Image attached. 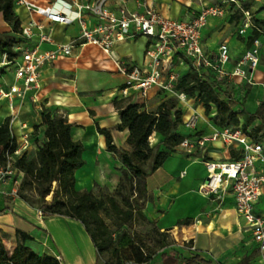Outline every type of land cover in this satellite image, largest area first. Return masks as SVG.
<instances>
[{"label": "crops", "instance_id": "obj_1", "mask_svg": "<svg viewBox=\"0 0 264 264\" xmlns=\"http://www.w3.org/2000/svg\"><path fill=\"white\" fill-rule=\"evenodd\" d=\"M26 1L37 7L52 6L57 10L61 9V4L55 0ZM149 1L165 17L190 20L203 7L220 0ZM17 2L18 0H15L14 12L20 20V26L26 25L31 18L41 22L44 25L41 31L49 33L52 39V43L43 42L50 46L49 49L78 36L79 26L76 22L68 25L49 23L43 16L32 13L24 4ZM127 6L135 9L132 0ZM250 8L257 18L264 19V0H254ZM235 9L234 5H229L223 16L208 18L201 33V44L205 52L213 54L220 43L227 44L229 50L227 69H231L243 52L251 46L249 38L251 28H248L241 36L230 32V22ZM71 25L78 26L77 34L68 33ZM34 32L35 35L31 39L26 41L23 38L24 42L17 44L16 47L22 45L35 47L39 44V49H41L42 43L38 42L37 31ZM1 33L14 35L0 12ZM203 34L207 37L205 43H202ZM135 39L137 41H134ZM132 40L133 43H130ZM138 41H141L139 51L136 52L129 48L130 46L135 47ZM146 44L145 37L144 39H138V37L128 39L116 43L113 53L129 66L140 68L143 66ZM92 68L111 72L120 81L112 86L106 85V87L99 82H90L86 71ZM9 69L10 67H7V71ZM255 70L251 72L253 80L251 85L246 84L240 78L228 81L235 107H238L236 105L239 98L237 97L238 92L245 85L253 87L260 83L264 85V73ZM91 80L94 78L92 77ZM123 82L124 78L117 72L113 59L97 46L87 44L75 49L71 55L59 56L43 67L41 88L36 94L35 101H32L31 91L26 94L24 101L16 97L12 99L13 111L9 108L8 100L0 101V125L13 112L15 116L12 129L15 136L19 138L22 132L19 127L21 121H26L28 130L31 131L34 125L41 122L40 109L42 107L57 109L70 123L72 139L83 145L84 164L74 172L75 189L91 193L98 189L104 193H111L119 182L120 172L117 169L122 165L118 157L108 151L105 136L98 132L97 126L109 131L112 144L117 148L128 149L126 139L129 130L118 128L120 117L114 103L115 98L130 103H141L146 110L155 109L161 101L157 88L151 89L145 99L138 96L123 98L119 92ZM13 83L15 80L11 70L7 73V82L3 79L0 87L6 89ZM256 105L255 110H251L245 103H242V107L251 113L258 109L259 101ZM188 108H184V114ZM199 114L201 118L196 128L184 134L195 131L207 134L212 130L214 125L205 117L203 109ZM152 138L156 139L155 135H152ZM238 149V146L226 147L220 142H213L207 143L203 150L196 149L191 153H186L177 146L163 164L147 176L145 179L147 201L139 210V214L150 225L153 241L161 239L164 243L161 252H158L147 264H183L182 259L191 255H199L211 264H262L251 231L246 228L243 219L234 209L232 195L227 194L222 204H219L210 195L198 191L200 184L206 178V170L202 161L208 159L225 161L237 158ZM256 168L264 171L263 164L256 163ZM14 178L20 181L22 175H15ZM12 187L11 180L5 188L10 190ZM38 210V207L30 205L18 196L0 194V237L7 247L13 249L20 242L38 255H49L56 258L60 264H103L80 221L60 215L40 216ZM254 211L264 217V191L255 203ZM182 228L185 230L182 231ZM175 232H184L186 236L179 241ZM19 233L26 235L27 238L21 240L17 236ZM162 252L164 256H161Z\"/></svg>", "mask_w": 264, "mask_h": 264}, {"label": "built area", "instance_id": "obj_2", "mask_svg": "<svg viewBox=\"0 0 264 264\" xmlns=\"http://www.w3.org/2000/svg\"><path fill=\"white\" fill-rule=\"evenodd\" d=\"M130 0H55L61 4V9L54 7H37L26 0H18L32 13L43 16L49 23L71 24L79 26L78 36L68 42L56 44L55 48L39 49L22 45L16 47L19 52L17 58L8 61L3 54L0 66L11 67L15 83L4 89L0 87V101L8 100L9 108L13 111L12 99L25 100L26 94L32 92V101L41 88V71L44 66L52 63L59 56H69L72 52L87 44L95 45L106 55L111 57L116 65L117 72L124 78L119 90L121 97L138 96L145 99L148 92L157 88L178 102H187L189 98L183 91L175 89V84L189 68L198 73L211 71L218 80L231 81L240 78L246 84H253L251 72L260 62L263 47L264 32L255 28L259 36L254 37L251 46L246 49L240 59L231 69H227L229 50L225 42L218 45L213 54L205 52L201 44V33L208 18L221 17L229 5L239 8L244 17L238 33L243 35L246 29L253 26L251 16L240 6L239 0H220L219 2L203 7L190 20H179L163 16L149 0H132L135 9L128 8ZM44 25L30 19L21 27L20 35L26 41L31 39L37 31L39 43H52L49 33L41 30ZM145 37L147 44L143 54V66H129L113 53L116 43L136 37ZM185 67L186 70L182 68ZM236 101V107L240 104ZM186 107H189L186 104ZM42 110V108L40 109ZM15 115L9 116V128L15 140V147L3 151L0 161V194L17 196L20 181L15 175L23 173L14 167L15 159L25 151L34 148L28 124L21 121V134L17 138L12 129ZM201 115L193 111L190 117L183 121L185 128L194 130ZM220 142L226 147L238 146L239 156L230 160L213 161L203 160L206 178L200 184L198 191L210 195L219 204L225 196L231 194L234 200V209L243 219L246 228L251 231L252 239L256 243L259 260L264 264V217L255 213L254 205L264 191V171L256 168V163L264 165L262 142L248 136L240 128H216L207 134L184 138L178 145L186 153L196 149H204L207 143ZM14 178V179H13ZM12 180L13 187L7 190L5 186ZM38 214L45 216L39 209Z\"/></svg>", "mask_w": 264, "mask_h": 264}, {"label": "trees", "instance_id": "obj_3", "mask_svg": "<svg viewBox=\"0 0 264 264\" xmlns=\"http://www.w3.org/2000/svg\"><path fill=\"white\" fill-rule=\"evenodd\" d=\"M14 6L15 0H0V12L4 21L11 27V31L19 36L17 40L10 35L5 39L7 33L0 34V50L2 55L6 54L10 62L19 55L16 45L24 42L20 37V20L14 12ZM255 22L262 23L258 20ZM257 36L259 32L253 30L250 42ZM5 67L7 68L8 65ZM6 68L0 66V77ZM175 89L183 91L197 104H202L205 117L214 127L240 128L257 141L262 142L264 139L261 133L264 119L260 114V108H264V100L259 103L254 113L247 112L243 107L237 109L233 105L228 81L218 80L211 71L198 73L191 68L180 75ZM159 93L162 94L161 101L153 110H146L141 103H130L115 98L114 103L120 117L118 128L129 130L126 139L128 149L117 148L112 144L109 131L97 126L98 132L105 136L108 151L117 156L121 162V168L117 169L120 172V179L112 193L121 197L125 209L119 207L113 195L101 194L100 198H97L91 192L75 189L74 172L84 164L83 145L72 139L70 123L57 109L48 107H42L41 122L34 125L31 130L30 138L34 148L23 152L14 161V167L23 173L17 188V196L33 205L24 192L27 185H34L40 197V204L36 207L45 216L60 215L80 221L90 236L98 256L107 251L111 239L107 226L99 214L100 211L106 210L105 203L113 211L116 226L132 227L136 221L134 211L142 209L144 204L131 202L124 195V191L128 188L131 195L136 191L141 194L146 193L147 176L163 164L184 138L203 134L196 131L190 134L180 132L184 109L174 96L161 90ZM256 119L259 123L252 127ZM152 135L156 137L154 144L149 140ZM14 147L15 140L7 117L0 125V161L3 151L7 149L12 151ZM52 183L56 186L51 200L47 202L45 198L51 192ZM183 230L185 228H182ZM175 234L179 241L186 236L184 232H175ZM17 236L21 240L27 238L20 233ZM128 246L131 254L130 262L147 264L158 252H161L164 243L161 239H156L154 242L149 235L135 233ZM161 256H164L163 252ZM182 260L183 264H211L199 255L184 257ZM0 264H60V262L49 255H38L20 242L8 254L0 237ZM116 264L123 262L118 259Z\"/></svg>", "mask_w": 264, "mask_h": 264}, {"label": "rangeland", "instance_id": "obj_4", "mask_svg": "<svg viewBox=\"0 0 264 264\" xmlns=\"http://www.w3.org/2000/svg\"><path fill=\"white\" fill-rule=\"evenodd\" d=\"M253 1L254 0H239L240 6L242 7V9L244 11L248 12L251 16V21L253 23V26L248 27V28L252 29L249 31L250 36L253 34V30H256L255 28H258L259 30L264 32V19L257 18L255 13L250 8ZM243 17H244V14L242 13V11L239 8H236L234 10V13H233L232 21L230 22L231 26L229 27L230 32L232 34L237 33L238 36H241L238 33V30L241 27ZM256 20H258L259 22H262V23L259 24V23L255 22ZM77 32H78V26L77 25H71L68 28V33L70 35H75V34H77ZM203 33H204V31H203ZM1 34H3V33H1ZM10 37H12L16 40L19 39V36L17 35V33L14 34L13 36H10ZM5 39H7V34L5 36ZM138 39H144V37L139 36ZM134 41H137V39H135ZM206 41H207V37L203 34L202 43H205ZM130 43H133V40ZM40 48L41 49H49L50 46H48L45 43H42L40 45ZM129 48L133 49L136 52L139 51L141 49V41H138V43L136 44L135 47L130 46ZM2 61H3L2 60V51L0 50V62H2ZM261 63L259 62L255 71L259 72V73H264V50H263V53L261 56ZM4 68H6V67L4 66ZM11 69L12 68L10 67L9 71H7V68H6V71H4V73L0 77V83L3 82V79L7 82V73L10 72ZM182 69L186 70L185 67H183ZM86 73L88 76V80L90 82H95V83L99 82L102 85H104L105 87H106V85H109V86L115 85L116 83H118L120 81L119 78L117 76L112 75L111 72L98 71L95 68L87 70ZM92 77L94 78V80H91ZM263 84H264V81H263ZM238 93H239V96H237V97H239L238 102L241 103L239 107H242V103H245L251 110H255V108L257 106L256 105L257 101H259V103H260L261 101L264 100V85H262L261 83L258 84V86H254V87L245 85V87H243L242 90H240ZM158 95L160 96V99H161L162 94L159 93ZM186 104L189 106V108H188V110L185 111L184 121L190 117V115L193 113V111H196L198 113L202 112V109H203L202 104H197L195 102V100L189 99L187 102H180V105L182 106L183 109L186 107ZM260 114L264 119V108H260ZM258 123L259 122L256 119L254 121L252 127L257 126ZM180 132L189 133V132H191V130L181 126ZM261 133L264 136V128L261 130ZM149 140L153 144L156 142V139L152 138V136L150 137ZM262 144L264 146V139L262 140ZM55 186H56V184L52 183L51 192L45 198V200L47 202H49L51 200L52 192L55 189ZM24 193L27 195L29 201L32 202L34 206H37L38 204H40V197H39V195L37 193V189L35 188L34 185H27ZM92 194L94 196H96L97 198H100L101 194L113 195V197L116 199L119 207L125 209V206L123 205L121 197L119 195H115L112 192L111 193H104L98 189L93 191ZM124 195L126 197H128V199L131 202L135 201L138 204H141V203L144 204L147 201L146 193L141 194V193L136 191V193L131 195L128 188L124 191ZM105 205H106L105 206L106 210L100 211L99 214H100L103 222L107 226L109 236L111 239V244H110L108 250L105 252H102L98 257L101 260V262H103V263L109 262L112 264H116L117 260L120 259L121 262H123V264H133L132 262L129 261L131 254H130V248L128 246V242H130L131 238L134 237L135 233H140L142 235H149L151 237L152 236V229L150 228V225L145 220H143L141 218V216L139 214V210L134 211L136 214V221L132 227H129V226L118 227V226H116L115 220L113 217V211L111 210L109 205H107L106 203H105ZM2 243H3V240H2ZM3 245L5 246L8 254H9L12 251V248L7 247L4 243H3Z\"/></svg>", "mask_w": 264, "mask_h": 264}]
</instances>
